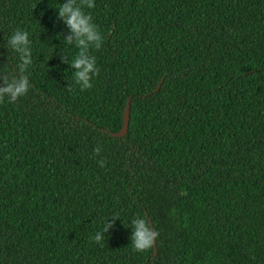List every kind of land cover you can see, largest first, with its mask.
Returning a JSON list of instances; mask_svg holds the SVG:
<instances>
[{
	"label": "trees",
	"instance_id": "trees-1",
	"mask_svg": "<svg viewBox=\"0 0 264 264\" xmlns=\"http://www.w3.org/2000/svg\"><path fill=\"white\" fill-rule=\"evenodd\" d=\"M63 2L0 0V74L16 29L33 61L0 102V264H264V0H94L85 91L60 59L77 52ZM139 217L155 254L132 251Z\"/></svg>",
	"mask_w": 264,
	"mask_h": 264
},
{
	"label": "clouds",
	"instance_id": "clouds-1",
	"mask_svg": "<svg viewBox=\"0 0 264 264\" xmlns=\"http://www.w3.org/2000/svg\"><path fill=\"white\" fill-rule=\"evenodd\" d=\"M95 6L94 0H64L57 9V18L67 27L69 34L63 36L68 45H74L77 49L76 55L69 61V58L61 53V62L67 63L74 68V85L79 87L80 91L90 89L93 85L92 78L99 74L96 67V58L90 54V49L99 50L104 42L98 26L93 23L90 14L84 11L85 8L91 9ZM31 41L27 31L16 29L7 39V46L18 54L19 63L17 64V73L13 75L0 74V102H4L5 97L9 103L16 102L20 97L26 95L30 88L28 76L25 75L28 68L32 65ZM68 90H74L69 86ZM99 146L93 149L97 156L101 153ZM101 167L105 166L104 159L98 160ZM119 214H113L111 219H106L102 230L97 231L89 240L103 246L105 233L115 224ZM130 243L132 251L144 252L151 249L159 233L145 217L134 218L131 221Z\"/></svg>",
	"mask_w": 264,
	"mask_h": 264
},
{
	"label": "water",
	"instance_id": "water-1",
	"mask_svg": "<svg viewBox=\"0 0 264 264\" xmlns=\"http://www.w3.org/2000/svg\"><path fill=\"white\" fill-rule=\"evenodd\" d=\"M159 84H157L156 88H158ZM129 97L126 99L124 109L121 114V126L116 132H109L112 136H122L125 134L128 125V114H129ZM153 253L155 254V247L153 246Z\"/></svg>",
	"mask_w": 264,
	"mask_h": 264
}]
</instances>
